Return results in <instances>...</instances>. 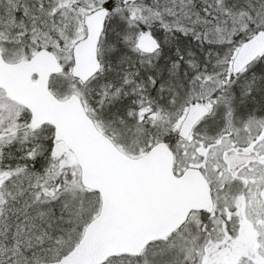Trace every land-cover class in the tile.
<instances>
[{"label":"snow or ice","instance_id":"1","mask_svg":"<svg viewBox=\"0 0 264 264\" xmlns=\"http://www.w3.org/2000/svg\"><path fill=\"white\" fill-rule=\"evenodd\" d=\"M0 264H264V0H0Z\"/></svg>","mask_w":264,"mask_h":264}]
</instances>
